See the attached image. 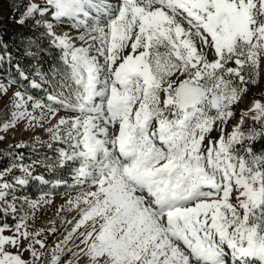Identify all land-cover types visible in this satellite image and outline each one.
Segmentation results:
<instances>
[{
	"label": "snow or ice",
	"instance_id": "snow-or-ice-1",
	"mask_svg": "<svg viewBox=\"0 0 264 264\" xmlns=\"http://www.w3.org/2000/svg\"><path fill=\"white\" fill-rule=\"evenodd\" d=\"M16 3L15 22L43 29L60 65L30 80L42 96L15 92L3 130L22 120L43 128L72 113L47 128L50 141L38 140L63 145L47 167L69 166L72 183L35 179L78 191L61 211H79L55 247L43 229L29 230L28 213L0 223V264H264V150L253 148L264 139V98L227 132L234 105L262 75L264 0ZM57 24L77 35H58ZM13 168L24 173L16 185L32 177V165L5 169L0 201L16 199L4 179ZM48 195L25 202L36 210Z\"/></svg>",
	"mask_w": 264,
	"mask_h": 264
},
{
	"label": "rangeland",
	"instance_id": "rangeland-1",
	"mask_svg": "<svg viewBox=\"0 0 264 264\" xmlns=\"http://www.w3.org/2000/svg\"><path fill=\"white\" fill-rule=\"evenodd\" d=\"M34 2H42V0H34ZM12 11V5L8 0H0V18H4L5 14L11 15ZM54 31L58 35H62L64 33H69L73 37L77 35L76 30L71 28L67 24H57L54 28ZM76 43L79 46L80 42L76 41ZM261 74V78L257 81L256 84H253L249 87L248 92L244 95L242 100L237 105H234V108L245 112L248 111V109L252 107V104L250 103L251 98L258 96V93L264 92V65H262L261 67ZM9 77H12L16 80L15 76L11 74L9 69L0 68V83L8 85ZM16 91L24 92L23 88L17 81L16 83L9 85V90L7 91V93L0 92V137H3V140H0V149L12 155V162L9 167H11L13 164L19 163L31 165L30 163H24L18 157L13 156L15 150L18 148L16 147V145L25 144L32 149L41 147V145L38 143V140L44 142L50 141V134L47 132V128L50 127L51 124H55L61 116L72 115V113L61 111L58 116L51 121V124L46 123L43 128L39 126H30L28 120H22L15 127L5 131L3 130V123L7 122L11 118L10 113L12 110H14L12 108V102L15 98L14 94ZM232 125H234L235 127L236 122L233 123L232 121L229 125H227V132L230 133L233 130ZM213 133L218 134L219 132L213 131L211 135ZM44 147L48 150L47 157L53 159L52 161H56L57 153L55 152V148L63 147V145L54 143L53 148H48L46 146ZM37 167L38 164L32 165V178H35L38 175L34 172L37 171ZM4 171L5 169L0 170V173ZM11 172H13L14 177L22 178L24 176V173L19 168H13ZM8 182L14 184V189L12 191L14 192L16 199H13L12 194L8 195L6 197V200L2 201L3 207L11 212L9 205H14L17 211L15 213H11L13 215L18 213V217L24 215L25 213H28L30 217L27 221L29 230L38 231L43 229L44 232H47L49 234V241H46L47 246L55 247L57 243L64 239L67 231L71 228V225L66 221H71L74 218H78V209H74L71 212L67 210L61 211L62 206L65 209L68 207L67 201L69 199H74L79 194L78 191L69 188L60 189L58 187H52L51 185L46 184H37L36 186L27 184L26 189H21L15 184V182ZM71 183L72 180L69 184ZM44 192L50 193V195L45 197V199L50 200L51 203L42 204L36 210L30 209L28 204L25 202V198H27V200L39 199L41 194ZM51 228H55L57 229V231L54 233L50 232L49 229ZM5 234L10 233L7 232ZM75 242L79 243V241ZM37 247L39 246L37 245ZM25 258H29L28 253H25ZM44 264H48L47 259L44 260Z\"/></svg>",
	"mask_w": 264,
	"mask_h": 264
},
{
	"label": "trees",
	"instance_id": "trees-1",
	"mask_svg": "<svg viewBox=\"0 0 264 264\" xmlns=\"http://www.w3.org/2000/svg\"><path fill=\"white\" fill-rule=\"evenodd\" d=\"M13 11L11 15L5 14L4 18H0V43L7 45L6 50L0 49V56L5 57L0 59V68L9 69L11 74L15 76L16 81L23 88L24 91H28L34 96H42L43 91L41 89H32L29 84L31 79H36L39 82V77L36 76V72L50 73L54 67L60 65V52L58 49L50 45L48 37L42 35L43 29L34 28L31 21H28L24 26L18 25L15 21L20 18V13H17L16 0H8ZM35 40L34 45H30V41ZM29 53H34L31 55ZM10 54L11 60L7 59ZM19 65V70L17 69ZM19 71H23L29 76V80H22L19 75ZM260 99L264 98V93H258ZM254 126V125H253ZM252 126V127H253ZM251 127V128H252ZM244 131H248L250 128H242ZM254 150H264V139L257 141L253 145ZM23 155L24 163H30L31 165L38 164L37 171L35 173L42 174L47 180L54 182L56 179L67 180L68 183L72 180L71 171L69 166L63 168H57L55 170L49 169L47 165L49 162L54 163L53 159L48 158V150L41 146L35 150L30 147L17 148L13 154L19 158V155ZM39 161L38 163H33ZM12 162V155L8 152L0 149V170L7 169ZM8 181L15 182L13 172L7 173L4 177ZM31 186L37 185V180L30 177L29 183ZM48 185H52L49 183ZM19 188L26 189L17 185ZM67 186L63 185L61 189H66ZM0 209H5L0 203ZM18 213L13 215L8 211L5 215L0 212V223L7 222L10 226H13L18 222ZM46 241H49V234L44 232ZM53 239V238H52Z\"/></svg>",
	"mask_w": 264,
	"mask_h": 264
},
{
	"label": "built area",
	"instance_id": "built-area-1",
	"mask_svg": "<svg viewBox=\"0 0 264 264\" xmlns=\"http://www.w3.org/2000/svg\"><path fill=\"white\" fill-rule=\"evenodd\" d=\"M242 111V110H241Z\"/></svg>",
	"mask_w": 264,
	"mask_h": 264
},
{
	"label": "crops",
	"instance_id": "crops-1",
	"mask_svg": "<svg viewBox=\"0 0 264 264\" xmlns=\"http://www.w3.org/2000/svg\"><path fill=\"white\" fill-rule=\"evenodd\" d=\"M7 233V232H6Z\"/></svg>",
	"mask_w": 264,
	"mask_h": 264
}]
</instances>
